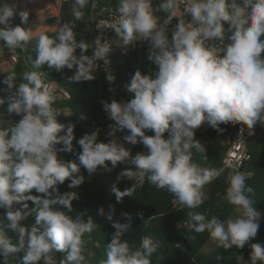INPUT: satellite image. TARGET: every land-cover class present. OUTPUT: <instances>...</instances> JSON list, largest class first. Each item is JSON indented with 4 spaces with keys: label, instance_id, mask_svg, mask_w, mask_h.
<instances>
[{
    "label": "clouds",
    "instance_id": "9594fccd",
    "mask_svg": "<svg viewBox=\"0 0 264 264\" xmlns=\"http://www.w3.org/2000/svg\"><path fill=\"white\" fill-rule=\"evenodd\" d=\"M90 2L96 6L95 0H73V20L50 37L33 26H21L29 24L30 13L0 0V42L15 52L35 40L34 68L74 69L70 83L92 81L98 62H110L112 47L101 35L93 42L77 39L76 21L84 19L83 10ZM116 13L111 27L120 48L127 52L146 43L147 59L155 71H135L124 84L130 100L102 102L113 121L109 139L101 141L99 129L83 135L77 141L78 162L58 155L74 151L75 124L59 122L58 117L67 114L53 107L55 96L42 79L44 74L25 71L19 84L14 73L5 75L8 95L0 97V105L7 104V113L20 119L11 127H0V209L5 210L2 221H6L0 222L3 264H10L18 253L23 254L20 264H57V253L63 254L59 264H87L85 237L97 225L82 214H69L73 201L79 199L75 189L85 182L81 168L92 176L126 163L130 167L118 174L110 189L117 203L147 182L194 210L206 199L205 186L223 172L194 159L195 153L207 159L196 130L205 124L220 131L221 125H241V132L246 126L248 135H253L257 124L264 125V0H160L155 8L153 0H118ZM17 14L21 24L13 26ZM118 132L127 134L121 139ZM126 144H142L147 151L133 155ZM124 178L136 183L121 191L117 184ZM65 181L74 190L60 194L58 186ZM227 183L222 199L236 214L221 220L190 211L193 230L207 232L225 250L247 245L251 251L246 264H264V243H251L261 220L254 206V189L241 172L229 173ZM114 213L115 206L107 212L98 209V215L115 229L106 245V259L99 264H152L159 241L143 236L139 247L133 248L123 239L132 226L131 214L124 213L129 223H120ZM137 215L143 219L142 212ZM29 217L34 223L25 226Z\"/></svg>",
    "mask_w": 264,
    "mask_h": 264
},
{
    "label": "trees",
    "instance_id": "16d2710c",
    "mask_svg": "<svg viewBox=\"0 0 264 264\" xmlns=\"http://www.w3.org/2000/svg\"><path fill=\"white\" fill-rule=\"evenodd\" d=\"M117 2L118 0H95V7H92L90 2L83 10L85 13L84 19L76 21L77 39L91 42L89 27L94 10L102 5H112L116 8ZM72 7L73 0L63 5L60 25L73 20ZM44 34L53 37L56 32H45ZM120 47L121 42H117L116 48L119 54L116 57L114 70L119 76L121 92L123 93L124 84L130 80L135 71L140 70L147 74L150 71H155V66L147 59L148 45L146 43L130 47L127 52ZM17 50L19 59L16 63H13L10 73L15 74L16 84L23 82L21 79L23 72L40 70L44 74L43 79L45 81H58L71 93L69 100L59 103L70 110L69 115L60 118L59 122L66 125L69 123L75 124L76 139L73 141L74 151L72 153L63 152L62 159L78 162L77 156L81 149L77 141L86 133L105 127L108 123L100 105L101 96L104 92V72L98 69L95 73L96 78L92 81L70 83L68 77L74 74V69L65 68L63 71L58 72L47 65L40 69L33 67L32 61L36 57L35 40L26 47ZM77 54H79V50H77ZM87 54H92L91 48ZM0 97H4L1 86ZM4 114H8L7 104L0 105V115ZM81 115H84L86 119L79 120L78 118ZM19 119V116L13 115L12 125L0 124V127H11ZM238 126L221 125L223 131H220L205 124L196 130V139L206 146L207 159H204L203 155L199 153L194 154V159L202 166L223 169L220 177L205 186L206 199L199 208L177 210L172 205V199L174 198L172 194L157 189L147 182L142 188L137 187L132 197H125L122 203H117L112 193L108 196L109 183L111 182L112 185L117 183L118 174L124 170L121 163L111 172H98L92 176H89L87 171L81 168V173L85 176V182L75 189L79 194V199L73 201V212L69 214L73 216L82 214L85 220L89 218L93 220L97 227L86 237L88 236L93 246L98 251L104 252L105 256L106 245L111 241L115 229L112 228L111 223L106 218L98 215V209L103 207L107 212L110 206H115V221L129 223L124 213H129L132 216L131 229L123 236V239L130 243V246L138 248L140 239L143 236H150L159 241V249L151 257L152 264H246L251 251L247 245L243 249L233 247L228 250L218 246L212 252H203L202 248L211 238L207 232L196 233L193 230L195 222L189 215V212L192 211L193 214L196 212L206 213L209 218L218 216L221 220L233 217L236 214L234 207L222 199L228 187L227 176L233 172L247 174L245 176L246 184L254 189V206L258 211H264V127L257 125L255 133L249 138L247 145L251 159L239 171L223 168L221 164L222 157L227 149V136L234 133ZM147 134L151 135L152 133ZM108 139L109 137L106 134L100 140L107 142ZM60 146L62 147V145ZM69 182L65 181L64 184L58 186L60 194L74 190L68 187ZM117 186L121 191L132 187V185L126 183L125 178L120 180ZM33 194L36 193L33 191ZM29 203L31 205V202ZM141 212L143 213V219L137 215ZM4 215L5 210L0 209V222L6 224V221H2ZM187 219L191 220L192 226L178 228L177 223ZM145 221H147L146 225L144 224ZM32 223H34L33 217H29L23 222L25 226H31ZM7 234L15 241L14 233L9 231ZM180 241H182V245L177 247ZM257 242L264 243V221L260 225L257 236L251 241V243ZM22 255V253H18L15 258H10V264H20ZM217 257H222V260L217 261ZM57 259L59 261L58 257ZM0 264H3L2 257H0Z\"/></svg>",
    "mask_w": 264,
    "mask_h": 264
},
{
    "label": "built area",
    "instance_id": "2783aa9c",
    "mask_svg": "<svg viewBox=\"0 0 264 264\" xmlns=\"http://www.w3.org/2000/svg\"><path fill=\"white\" fill-rule=\"evenodd\" d=\"M49 4L52 5V7L57 11V18H61V9L63 5L70 1V0H59V3H57V0H47ZM160 3V0H153V7L155 8L157 4ZM117 18L116 8L112 5H102L98 9L94 10L92 17H91V25L89 27V34L91 36V42L95 40V38L99 35L103 37L104 41H107L110 43L112 47V52L109 54L108 60L109 63L105 64L103 62H98L99 67L98 69L102 70L104 72V92L101 96L100 105L101 108L105 114V117L107 119V125L105 128L107 131H109V125L113 123L112 120L108 118L107 113L104 111L102 102L108 101L111 102L113 99L124 102L125 100L122 97L121 92V83L119 81V76L114 70V66L116 64V57L118 56V50L116 48L117 42H120V40L116 37L111 25ZM61 22V20H60ZM10 60L13 63H16L18 61V50L15 52H10ZM37 72H41L40 70H34ZM109 78H112V81L108 80ZM43 79V76H42ZM44 80V79H43ZM45 81V80H44ZM45 83H48L50 85V91L55 96V103L53 105L54 108L61 110L62 114L66 113L67 116L70 113V110L67 107L61 106L59 103L62 101H67L71 97V93L69 90H67L60 82L58 81H50L47 80ZM66 117L65 115H61L58 117V120L60 118ZM260 125V124H257ZM256 125V126H257ZM256 126L254 129V133L256 131ZM264 127V125H261ZM245 130L244 132H241V125L238 126V128L234 131V133L227 136L226 144L227 149L222 157L221 164L223 168H230L239 171L250 159L251 154L248 149V140L252 135H248V130L246 129V126H244ZM126 134V132H118L117 136L119 138H123V136ZM58 147H61L58 145ZM126 147H128L132 154L135 155L137 152L141 151H147V149L142 145H131L126 144ZM59 157L62 159L64 153L60 152ZM124 170L129 168L130 165L126 163H122ZM125 181L129 185H134L136 182L135 180H130L128 178H125ZM172 205L177 210L186 209L183 205H181L178 201L175 200V198L172 199ZM179 225V226H178ZM178 228H182L185 226L191 227L192 222L191 220H185L182 222L177 223ZM182 245V241H180L177 244V247H180ZM56 261L58 263V259L56 256Z\"/></svg>",
    "mask_w": 264,
    "mask_h": 264
},
{
    "label": "crops",
    "instance_id": "0c3cea01",
    "mask_svg": "<svg viewBox=\"0 0 264 264\" xmlns=\"http://www.w3.org/2000/svg\"><path fill=\"white\" fill-rule=\"evenodd\" d=\"M8 2L15 4L18 8V11L27 10L30 13L29 24L21 25L25 28L33 26L36 29L37 33H45L56 32V30L60 26L61 18H57V11L52 7L51 4L48 3L47 0H8ZM12 23L13 26L21 24L18 14L13 19ZM7 53V47L4 46L2 42H0V55H7Z\"/></svg>",
    "mask_w": 264,
    "mask_h": 264
},
{
    "label": "rangeland",
    "instance_id": "374dc122",
    "mask_svg": "<svg viewBox=\"0 0 264 264\" xmlns=\"http://www.w3.org/2000/svg\"><path fill=\"white\" fill-rule=\"evenodd\" d=\"M157 15L159 16H164L165 14L162 12H158ZM9 50L7 55H0V86H1V90L4 94V97H7V92L4 91L6 85L3 84V80L5 78V75H8L11 73V66H12V62L10 59V54H9ZM122 97L124 100H130L131 99V95L126 93L123 89V93H122ZM13 123V115H9V114H4V115H0V124H7V125H12ZM100 130V135H99V139H101L106 133H107V129L105 127H102L99 129ZM245 175V174H244ZM247 175V174H246ZM245 175V176H246ZM111 186L112 183H109V194L110 195L111 191ZM261 212V220H260V225L261 223H263V210L260 211ZM86 240V246H85V256H86V261L87 264H99V262L101 260L106 259V256L104 254V252L102 251H98L97 248H95L93 246L92 241L88 238V236L85 238ZM218 247L217 243L215 241H213L212 239H210L202 248L203 252H212L214 251L216 248ZM59 263V261H58Z\"/></svg>",
    "mask_w": 264,
    "mask_h": 264
},
{
    "label": "water",
    "instance_id": "95a60500",
    "mask_svg": "<svg viewBox=\"0 0 264 264\" xmlns=\"http://www.w3.org/2000/svg\"><path fill=\"white\" fill-rule=\"evenodd\" d=\"M57 257L60 259H63V254L62 253H57Z\"/></svg>",
    "mask_w": 264,
    "mask_h": 264
}]
</instances>
